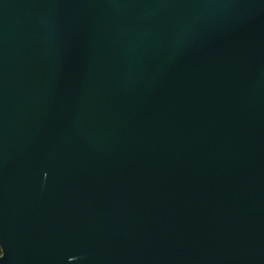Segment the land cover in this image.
<instances>
[{"label": "water", "instance_id": "95a60500", "mask_svg": "<svg viewBox=\"0 0 264 264\" xmlns=\"http://www.w3.org/2000/svg\"><path fill=\"white\" fill-rule=\"evenodd\" d=\"M0 264H264V0H0Z\"/></svg>", "mask_w": 264, "mask_h": 264}, {"label": "trees", "instance_id": "16d2710c", "mask_svg": "<svg viewBox=\"0 0 264 264\" xmlns=\"http://www.w3.org/2000/svg\"><path fill=\"white\" fill-rule=\"evenodd\" d=\"M0 253H1V250H0Z\"/></svg>", "mask_w": 264, "mask_h": 264}, {"label": "built area", "instance_id": "2783aa9c", "mask_svg": "<svg viewBox=\"0 0 264 264\" xmlns=\"http://www.w3.org/2000/svg\"><path fill=\"white\" fill-rule=\"evenodd\" d=\"M1 250V249H0ZM1 254V253H0Z\"/></svg>", "mask_w": 264, "mask_h": 264}]
</instances>
